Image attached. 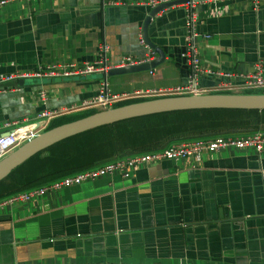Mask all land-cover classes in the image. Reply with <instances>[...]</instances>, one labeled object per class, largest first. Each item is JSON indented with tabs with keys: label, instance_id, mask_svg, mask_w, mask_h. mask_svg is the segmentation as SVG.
Masks as SVG:
<instances>
[{
	"label": "crops",
	"instance_id": "obj_1",
	"mask_svg": "<svg viewBox=\"0 0 264 264\" xmlns=\"http://www.w3.org/2000/svg\"><path fill=\"white\" fill-rule=\"evenodd\" d=\"M146 1L11 0L0 5V75L63 61L101 59L113 68L125 56L155 59L140 42L153 8ZM195 11L193 29L186 24L184 4L151 19L147 35L165 56L150 71L0 86V133L8 134L3 123L9 120L39 126L41 133L101 111L83 104L104 78L113 92L131 98L179 95L174 89L189 76L183 52L192 33L198 35L195 45L205 69L197 94L248 91L238 76L219 78L217 73L245 72L264 60V0H202ZM42 109L56 115L40 121ZM126 153L101 159L94 167L138 154ZM263 261L264 150L153 162L131 170L127 178L113 173L0 209V264Z\"/></svg>",
	"mask_w": 264,
	"mask_h": 264
},
{
	"label": "built area",
	"instance_id": "obj_2",
	"mask_svg": "<svg viewBox=\"0 0 264 264\" xmlns=\"http://www.w3.org/2000/svg\"><path fill=\"white\" fill-rule=\"evenodd\" d=\"M11 0H0V5H3ZM168 0H147L145 4L149 6H156L165 3ZM257 3V0H254ZM197 1L187 0L184 6L186 7L187 17L186 24L193 29L195 18V7ZM195 33L187 35V44L183 52V57L189 67V76L186 83L182 87H177L174 92L179 95L197 94L200 90L198 80L201 74L205 72L202 68L201 60L198 50L195 45ZM141 43H145L143 38L140 39ZM146 45V44H145ZM103 51L106 47H102ZM149 57L146 60L137 59L131 56H125L116 67H124L136 65L144 62L151 61ZM112 68L104 63L101 59L96 62H85L77 64L75 62H60L53 63L38 68L33 72L18 71L7 75H0V86L4 88L10 82H16L26 79H45L54 77H72L83 76L95 73H102L106 76L107 71ZM209 73V71H206ZM219 78H231L238 76L245 89L261 90L264 93V60H257L251 70L245 72L222 71L218 72ZM228 86V85H226ZM230 88V86H228ZM135 95H140L136 92ZM130 96L126 93L113 92L110 83L104 78L100 82L99 89L91 99H88L84 107H99L102 110L110 108ZM41 101L44 103L46 95L43 91L40 92ZM56 115L55 111L42 109L37 118L40 121H47ZM26 122V121H24ZM3 127L7 129L8 134L0 133V159L11 153L14 149L23 143L33 139L39 134V126L32 127L31 123H23L19 120H9L3 123ZM248 151L261 153L264 150V132L255 131L242 135H216L213 138H195L174 142L168 146L157 149L151 152L138 153L127 158H123L114 162H106L99 166L85 169L74 174L65 176L61 179L49 182L44 185L35 186L27 190L13 193L0 200V209L7 205H15L18 203L28 202L43 198L48 191L58 190L75 184H80L85 180H94L96 178L106 176L113 173H119L122 177L127 178L130 171L138 167L159 162L162 160L181 161L185 158L200 159L202 155H211L219 153L220 151ZM46 264V263H44ZM62 264V263H60ZM64 264V263H63ZM85 264H101V263H85ZM115 264V263H103ZM118 264V263H117ZM123 264H163V263H123ZM195 264V263H192ZM264 264V261L263 263Z\"/></svg>",
	"mask_w": 264,
	"mask_h": 264
},
{
	"label": "trees",
	"instance_id": "obj_3",
	"mask_svg": "<svg viewBox=\"0 0 264 264\" xmlns=\"http://www.w3.org/2000/svg\"><path fill=\"white\" fill-rule=\"evenodd\" d=\"M151 98L155 97L132 98L113 107ZM258 129L264 132V110H180L98 126L62 139L29 157L0 181V198L89 169L114 154L151 152L183 140L247 134Z\"/></svg>",
	"mask_w": 264,
	"mask_h": 264
},
{
	"label": "water",
	"instance_id": "obj_4",
	"mask_svg": "<svg viewBox=\"0 0 264 264\" xmlns=\"http://www.w3.org/2000/svg\"><path fill=\"white\" fill-rule=\"evenodd\" d=\"M187 0H173L154 6L147 14L143 24V40L153 50L156 58L136 65L113 67L108 75L150 71L164 61L163 50L152 43L147 35V28L152 18L161 10L176 4H185ZM202 1V0H195ZM20 83L23 81L20 80ZM208 109L264 110V93H209L190 95L158 96L138 102L112 107L95 112L83 118L61 124L39 133L33 139L23 143L8 155L0 159V181L35 153L72 135L83 131L114 123L117 121L150 114Z\"/></svg>",
	"mask_w": 264,
	"mask_h": 264
},
{
	"label": "rangeland",
	"instance_id": "obj_5",
	"mask_svg": "<svg viewBox=\"0 0 264 264\" xmlns=\"http://www.w3.org/2000/svg\"><path fill=\"white\" fill-rule=\"evenodd\" d=\"M111 86V85H110ZM249 91H261V90H254V89H250ZM138 97V96H137ZM140 98V97H139ZM128 99H132L131 97H129V98H127V99H124V100H122V101H126V100H128ZM121 101V102H122ZM115 104H113L110 108H112L113 106H114ZM101 108H96V110H100ZM49 130V129H48ZM256 131H261V129H258V130H256ZM253 132H255V131H253ZM263 132V131H262Z\"/></svg>",
	"mask_w": 264,
	"mask_h": 264
}]
</instances>
